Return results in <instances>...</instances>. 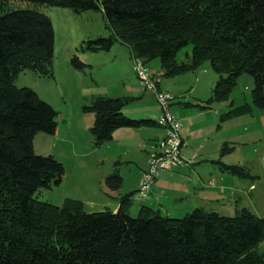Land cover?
<instances>
[{"label": "trees", "instance_id": "1", "mask_svg": "<svg viewBox=\"0 0 264 264\" xmlns=\"http://www.w3.org/2000/svg\"><path fill=\"white\" fill-rule=\"evenodd\" d=\"M41 7L102 13L111 35L77 49L108 51L118 41L144 64L158 59L166 79L210 68L218 79L206 106L227 100L237 78L248 74L252 104L264 112V0H0V264H264L258 252L264 218L246 208L230 217L196 208L170 218L143 206L131 217L130 194L120 197L116 212L93 213L85 212L79 200L54 206L34 197L65 175L61 162L33 148L38 133L55 134L58 112L32 89L15 85L26 69L39 77L54 75V31ZM187 45L190 56L178 62V51ZM71 62L84 68L77 55ZM134 99L95 96L83 107L94 116L89 129L94 147L111 140L119 128L161 127L157 120L123 115ZM251 112L243 104L221 119ZM222 170L249 177L235 165ZM104 183L118 190V172Z\"/></svg>", "mask_w": 264, "mask_h": 264}, {"label": "rangeland", "instance_id": "2", "mask_svg": "<svg viewBox=\"0 0 264 264\" xmlns=\"http://www.w3.org/2000/svg\"><path fill=\"white\" fill-rule=\"evenodd\" d=\"M10 5L19 8L26 7L25 3L11 2ZM39 10L50 18L53 26L54 75L50 78L39 77L33 71L26 69L18 74L15 85L19 88L28 87L32 89L43 101L50 104L58 112V125L55 134L38 133L33 138V147L35 143V153L42 152L36 154L50 155L61 162L65 169V175L59 185L41 189L34 197L54 206H61L66 199H75L83 203L85 212H98L96 207H87V172L89 177H95L98 172L104 173L113 164L114 159L106 153L105 145L94 147L89 131L94 116L92 112L84 110L83 107L91 103L93 95L120 96L124 88L129 86L131 82L139 87L138 79L133 71L132 58L129 57L128 47L118 41L113 42L108 51L92 52L77 49L85 41L107 38L111 35V32L105 27L100 11H85L81 14H75L70 9L63 7H41ZM190 53L191 46L187 45L178 51L176 60L178 62L186 61V55L190 56ZM73 55H77L84 64L82 70L77 69L72 64ZM145 66L150 75H155V71L160 68V63L158 59H154L146 62ZM196 74H200V76H196ZM196 78L200 79L199 83H195ZM174 79L177 81L176 86L178 88L186 90L181 92L180 98L172 99L170 105L172 113H174L172 108L177 107L178 102L182 100L192 101L198 96L197 98H202L206 103L218 75L210 68H206L202 72H188ZM189 85L193 86L192 89H188ZM184 86L187 87L184 88ZM252 88V77L248 74H242L237 78L229 98L213 103L212 108L227 112L229 108L243 104H249L252 107L250 114L231 117V120L222 125V133L217 134V136L218 139L223 140V144L227 143L224 147L225 153H219L218 158L224 155L221 158L222 163L241 167L247 174L249 173V177H246L245 180H249V185H254L255 188L249 193V211L264 218V112L253 106L251 101ZM184 96L186 99L183 98ZM153 101L159 109L156 100ZM153 101L149 104H153ZM129 105L131 106H127V110L131 109L129 107H133L135 110L138 102L133 101ZM135 111L131 110L129 113L132 115L135 114L133 113ZM157 118L158 116L153 120H157ZM150 130L158 131L157 128ZM207 138L215 139V137L210 136ZM137 150H132L134 152L132 154L133 159H130L129 162L128 157L131 153L124 157L126 161L114 166L116 169L118 168L120 177L124 178L125 186L131 182L132 174L138 168H143L144 156L141 154V150ZM218 160L216 163L219 162ZM191 164L190 161L189 165L183 167H188ZM183 167L179 169H183ZM172 171L177 170L172 169ZM136 199L133 197L131 200L132 205L128 213L131 217H136L141 207L138 206L139 202ZM258 252L264 254V240L259 244Z\"/></svg>", "mask_w": 264, "mask_h": 264}, {"label": "crops", "instance_id": "3", "mask_svg": "<svg viewBox=\"0 0 264 264\" xmlns=\"http://www.w3.org/2000/svg\"><path fill=\"white\" fill-rule=\"evenodd\" d=\"M129 57L131 59V53ZM202 70L194 73L202 72ZM161 75V69L159 68L158 71H155V75L151 76L158 79L161 90L172 93L177 99L180 98L181 92L186 89L178 88L176 79H166ZM196 76H200V74H196ZM199 81L200 79L196 78L195 83H199ZM139 87L131 82L129 86L124 88L120 96L133 97L135 98L133 101L138 102V105L135 108L137 111L133 107H129L131 109L127 110V106H131L129 105L130 102L124 107L126 111L123 108L122 113L125 116L132 117V119L153 120L160 113L153 101L155 97L152 93L144 92L140 88L141 91ZM186 87L184 86V88ZM188 87V89H192L193 86L189 85ZM99 95H93V97ZM197 97L193 98L194 101H179V105L172 108L181 123L180 136L183 143L181 155L188 162V165L190 161L192 164L183 167V169L176 168L177 171H172L174 168L163 169L165 171L159 172L147 195L136 200L139 202L138 206L157 210L164 217L182 218L196 208L215 212L221 216H234L236 210L240 208L249 210V193L255 188L254 185H249V180H245L246 178H239L222 170L224 163L221 162V158L224 155L219 158L218 156L227 142L223 144V140L218 139L217 134L222 133V125L231 120V117L221 119L226 112L213 109L214 104L206 106L205 101ZM183 98L186 99L185 96ZM152 101L153 104L150 105L149 103ZM131 110L135 111L133 112L135 114L131 115L129 113ZM153 128H157L158 131L150 130ZM164 135L165 130L158 126L139 129L119 128L115 130L111 140L102 145L106 146V153L111 156L110 158L113 157V164L106 172H98L95 177H89L87 172V207H96L98 212L105 209L116 212L119 208L120 197L130 194L131 200L133 197L136 198L139 179L148 166V156L156 150L158 141ZM209 136L215 137V139L207 138ZM33 148L35 150V143ZM133 149H136V151H138L137 149L141 150L140 152L144 156L143 168H138L132 174V180L126 186L124 185V178L120 177L121 183L118 190H109L104 180L114 171L118 172V168L116 169L114 166L126 161L124 157L131 153L128 162L133 159ZM36 153L41 154L42 152ZM224 153L225 151L221 154ZM217 159H219V162L216 163ZM232 213L234 214L232 215Z\"/></svg>", "mask_w": 264, "mask_h": 264}, {"label": "built area", "instance_id": "4", "mask_svg": "<svg viewBox=\"0 0 264 264\" xmlns=\"http://www.w3.org/2000/svg\"><path fill=\"white\" fill-rule=\"evenodd\" d=\"M133 71L138 79L140 88L147 93H152L160 108L157 124L164 128L165 135L158 141L157 148L148 156V166L139 179L136 198L147 195L159 172L163 169H178L188 162L181 155L183 145L180 136L181 123L179 118L170 111V103L174 95L159 90L154 78L148 72L142 59L132 55Z\"/></svg>", "mask_w": 264, "mask_h": 264}, {"label": "clouds", "instance_id": "5", "mask_svg": "<svg viewBox=\"0 0 264 264\" xmlns=\"http://www.w3.org/2000/svg\"><path fill=\"white\" fill-rule=\"evenodd\" d=\"M132 56V55H131ZM132 58V57H131ZM144 173V172H143ZM142 176V175H141ZM138 189V188H137ZM137 193V192H136Z\"/></svg>", "mask_w": 264, "mask_h": 264}]
</instances>
